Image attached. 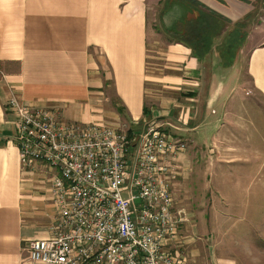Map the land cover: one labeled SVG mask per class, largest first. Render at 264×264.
Masks as SVG:
<instances>
[{
  "label": "crops",
  "instance_id": "obj_1",
  "mask_svg": "<svg viewBox=\"0 0 264 264\" xmlns=\"http://www.w3.org/2000/svg\"><path fill=\"white\" fill-rule=\"evenodd\" d=\"M258 1L0 0V264H31L27 244L48 237L54 214L52 172L38 164L21 168L14 117L5 109L12 95L28 106L54 107L68 121L157 122L185 145L175 162L192 165L200 152L245 161L242 168L264 176V14L237 56L226 63L225 55L226 34ZM196 17L206 49L192 54L170 37L184 35ZM159 45L162 65L148 77L149 48ZM148 80L158 85L151 104ZM208 208L207 229L205 214L180 208L186 264H245L226 255V221L242 214L241 205L224 198Z\"/></svg>",
  "mask_w": 264,
  "mask_h": 264
},
{
  "label": "built area",
  "instance_id": "obj_2",
  "mask_svg": "<svg viewBox=\"0 0 264 264\" xmlns=\"http://www.w3.org/2000/svg\"><path fill=\"white\" fill-rule=\"evenodd\" d=\"M12 142L22 170L52 172L48 237L27 244L31 264H186L171 186L184 143L157 122L132 135L79 123L12 95Z\"/></svg>",
  "mask_w": 264,
  "mask_h": 264
},
{
  "label": "rangeland",
  "instance_id": "obj_3",
  "mask_svg": "<svg viewBox=\"0 0 264 264\" xmlns=\"http://www.w3.org/2000/svg\"><path fill=\"white\" fill-rule=\"evenodd\" d=\"M262 2L261 0L254 3L255 7L250 13V17L238 23L231 32L226 34V43L230 42L225 54L226 63L237 56L240 44L249 33L254 32V29L250 28L254 22L258 23L260 15L264 14L261 11L264 10ZM161 46L149 48L148 77L158 73L155 69L162 65ZM236 68L242 72L243 63L238 62ZM0 70L3 71L2 68ZM231 73H233L232 70ZM242 79H244L243 74ZM106 85H108L106 90L109 98L114 102L111 86L109 83ZM155 85L158 88L157 83L152 84L148 80L147 88L151 89L150 92L153 94L150 97L147 90L148 104L152 103L150 98L155 95L154 88L152 89V86ZM117 125L119 130L127 133L131 130L130 135L140 131L143 127V124L133 127L124 119L120 120ZM195 154L196 157L193 159L192 165H188L187 160L183 165L175 162L178 175L175 176L171 186L174 210L182 208L186 212H202L203 215L205 214L203 217L205 221L202 224H204V229H207L208 206L212 201L226 198V201H234L241 205V208L237 209H242V214L239 212H236L235 215L229 213L226 221V255L245 264H264V190H258V185L264 182V176L252 172V169L242 168L247 164L244 163L245 161L234 160L231 162L226 159L224 162L219 158L215 160L202 157L200 152H195ZM214 162L216 163L215 167ZM235 218L237 220H234ZM194 220L196 221V219ZM185 230L184 227L182 231Z\"/></svg>",
  "mask_w": 264,
  "mask_h": 264
},
{
  "label": "trees",
  "instance_id": "obj_4",
  "mask_svg": "<svg viewBox=\"0 0 264 264\" xmlns=\"http://www.w3.org/2000/svg\"><path fill=\"white\" fill-rule=\"evenodd\" d=\"M202 24L203 21L199 17H196L192 22L185 24L187 28L183 31L184 35L174 32L171 34L170 38L176 43H182L183 45L187 46L191 50L192 54L196 51L198 52L199 50H204L206 48L203 45H199L200 43H203L202 35L200 34ZM234 25L237 26L238 23H235ZM229 46V44L226 45L225 52L229 48ZM117 111L119 113L122 112L121 108H117ZM147 114L148 111L146 110V108H144L143 115L146 116ZM130 131L131 130L128 131V135H130Z\"/></svg>",
  "mask_w": 264,
  "mask_h": 264
}]
</instances>
